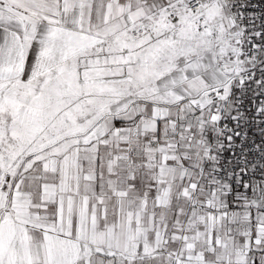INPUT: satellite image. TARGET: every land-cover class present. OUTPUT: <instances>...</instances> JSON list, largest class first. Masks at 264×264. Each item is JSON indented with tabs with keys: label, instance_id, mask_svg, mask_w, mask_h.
<instances>
[{
	"label": "snow or ice",
	"instance_id": "snow-or-ice-1",
	"mask_svg": "<svg viewBox=\"0 0 264 264\" xmlns=\"http://www.w3.org/2000/svg\"><path fill=\"white\" fill-rule=\"evenodd\" d=\"M0 264H264V0H0Z\"/></svg>",
	"mask_w": 264,
	"mask_h": 264
}]
</instances>
